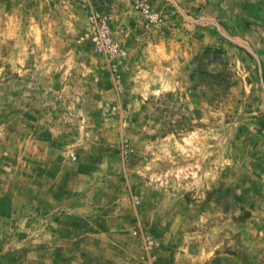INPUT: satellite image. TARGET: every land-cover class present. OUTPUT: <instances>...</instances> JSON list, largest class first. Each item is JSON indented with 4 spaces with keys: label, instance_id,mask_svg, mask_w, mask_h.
I'll return each mask as SVG.
<instances>
[{
    "label": "rangeland",
    "instance_id": "obj_1",
    "mask_svg": "<svg viewBox=\"0 0 264 264\" xmlns=\"http://www.w3.org/2000/svg\"><path fill=\"white\" fill-rule=\"evenodd\" d=\"M136 1L0 0V264H264V60Z\"/></svg>",
    "mask_w": 264,
    "mask_h": 264
},
{
    "label": "crops",
    "instance_id": "obj_2",
    "mask_svg": "<svg viewBox=\"0 0 264 264\" xmlns=\"http://www.w3.org/2000/svg\"><path fill=\"white\" fill-rule=\"evenodd\" d=\"M134 0H116L115 17L123 19L132 13ZM152 6L165 15L171 14L172 5L181 10V17L200 18L202 25H227L232 32L246 29L251 35L252 48L264 60V0H148ZM173 19V17H172ZM126 24V23H124ZM244 27V28H243ZM247 36V37H248ZM264 64V61H263ZM264 66V65H263Z\"/></svg>",
    "mask_w": 264,
    "mask_h": 264
},
{
    "label": "built area",
    "instance_id": "obj_3",
    "mask_svg": "<svg viewBox=\"0 0 264 264\" xmlns=\"http://www.w3.org/2000/svg\"><path fill=\"white\" fill-rule=\"evenodd\" d=\"M134 4L136 9H138L150 23L156 26L161 23L159 15L151 9L146 1L137 0ZM86 35L93 48L103 53L107 58H117L125 54L121 45L112 36L108 17L99 12L91 13L89 17V28Z\"/></svg>",
    "mask_w": 264,
    "mask_h": 264
}]
</instances>
